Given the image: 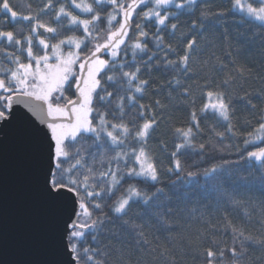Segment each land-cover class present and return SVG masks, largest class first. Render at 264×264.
Segmentation results:
<instances>
[{"label": "snow or ice", "instance_id": "1", "mask_svg": "<svg viewBox=\"0 0 264 264\" xmlns=\"http://www.w3.org/2000/svg\"><path fill=\"white\" fill-rule=\"evenodd\" d=\"M9 144L31 264H264V0H0Z\"/></svg>", "mask_w": 264, "mask_h": 264}, {"label": "water", "instance_id": "2", "mask_svg": "<svg viewBox=\"0 0 264 264\" xmlns=\"http://www.w3.org/2000/svg\"><path fill=\"white\" fill-rule=\"evenodd\" d=\"M47 258L45 210L29 183L24 157L9 144L0 156V264Z\"/></svg>", "mask_w": 264, "mask_h": 264}, {"label": "flooded vegetation", "instance_id": "3", "mask_svg": "<svg viewBox=\"0 0 264 264\" xmlns=\"http://www.w3.org/2000/svg\"><path fill=\"white\" fill-rule=\"evenodd\" d=\"M14 2H17V0H14Z\"/></svg>", "mask_w": 264, "mask_h": 264}, {"label": "trees", "instance_id": "4", "mask_svg": "<svg viewBox=\"0 0 264 264\" xmlns=\"http://www.w3.org/2000/svg\"><path fill=\"white\" fill-rule=\"evenodd\" d=\"M257 195H259V194L257 193Z\"/></svg>", "mask_w": 264, "mask_h": 264}]
</instances>
